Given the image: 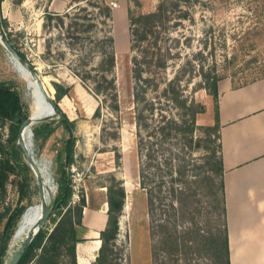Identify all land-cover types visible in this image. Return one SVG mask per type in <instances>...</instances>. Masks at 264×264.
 Returning a JSON list of instances; mask_svg holds the SVG:
<instances>
[{
    "label": "rangeland",
    "instance_id": "1",
    "mask_svg": "<svg viewBox=\"0 0 264 264\" xmlns=\"http://www.w3.org/2000/svg\"><path fill=\"white\" fill-rule=\"evenodd\" d=\"M14 1L16 0L0 1V15L6 21V26L0 31L15 49L27 57V62L37 71L42 82L47 81L53 90V83L72 89L69 97L57 102L69 121H75V162L68 171L73 190L71 204L75 201V205H79L84 200L85 206L81 210L84 218L90 210L99 208L106 202L108 188L123 183L125 202L122 216L118 220L119 237L107 251V264H225L223 237H210L211 233H220L222 236L223 230L221 193L217 183L214 182V187L207 189L211 191V196L207 195L205 198L203 195L206 189L203 171L210 165L217 167L219 135L216 101L201 74L221 80L230 79L233 86L264 78V0H190L187 5L181 6V12L171 16L167 29L161 33L164 40L160 45L171 49L167 75L172 78L180 66L192 70L191 74L187 73L181 80L184 97L195 103L192 105L193 116L186 118L188 121L194 120V126L190 132L182 134L185 140H181V135L178 141L167 140L162 149H166L163 155L170 165L168 169L163 165L161 167L166 172L172 170V173L179 168L185 169L184 182L189 187L191 196L186 205L172 209L169 206L170 196L165 192L164 204L160 206L155 199L149 215L145 192L139 187V155L132 104L134 55L130 47L128 21L125 27L122 20H117L116 31L111 30L115 66L109 77L112 76L115 80L120 107L119 112L115 113L108 107V101L101 103L102 96L96 99L88 93L71 71L82 69L80 64L83 57L88 63L92 62L94 66L97 64L98 53H90L87 48V34L78 33V40L70 39L73 36V29H70L73 20L65 19L63 25L55 17L48 21V11L44 13L40 7L35 9L48 0H39L37 4L27 0L31 7L27 11L21 5L15 6ZM137 1V6L128 1V8L132 9L134 16L154 11L161 0ZM90 2L96 3V0ZM79 8L87 10L81 14L82 17H94L97 13V10L87 6L86 1L75 0L69 7V15L75 17L79 14ZM48 13L61 16L66 12ZM183 15L186 18H182ZM92 32L96 34L98 30L93 29ZM187 63L190 65L186 67ZM192 76L194 77L191 78ZM0 83L11 84L20 96L23 110H28L29 98L25 85L32 87V81L1 45ZM44 89L46 90L45 86ZM36 98L37 115L41 112L44 100L39 96ZM53 100H56L55 91ZM99 106V118L93 117ZM163 109L164 115L176 121L179 120V114L183 113V110L176 109L172 103H166ZM10 133L11 124L0 122V138L3 142L11 138ZM63 135L61 130L47 138L39 135L36 139L34 135L33 146H28L42 177L52 176L55 187L53 199L58 188L57 161L59 158L63 161ZM206 147L214 153L204 159ZM153 149L156 156L158 147ZM160 152L162 153L161 150ZM160 152L156 158L158 163H162ZM173 155H178L182 160H176ZM22 159L28 171L18 169L14 175L9 176L6 192L0 201V235L4 233L12 217L22 209L26 212L22 220L24 213L13 223L3 264L10 257L11 247L20 243L28 234L18 238L25 224L31 222L32 225L40 215L38 208L34 219L28 217V208L35 204L38 206L39 189L23 153ZM152 172L151 187L157 198L158 172L156 169ZM23 176L26 180H23ZM163 180L168 190L171 177L164 174ZM206 194L209 193L206 191ZM44 201L50 206L51 199L46 190ZM83 208L86 214H82ZM46 225L48 229L53 226L48 222ZM201 230L205 233H201ZM185 233L189 235L186 237ZM60 261L62 264H70L67 256ZM28 264H36V259Z\"/></svg>",
    "mask_w": 264,
    "mask_h": 264
},
{
    "label": "trees",
    "instance_id": "2",
    "mask_svg": "<svg viewBox=\"0 0 264 264\" xmlns=\"http://www.w3.org/2000/svg\"><path fill=\"white\" fill-rule=\"evenodd\" d=\"M1 1V0H0ZM83 1V0H82ZM86 1L87 6L97 10L94 17L81 16L86 13L85 8H79L75 17L69 15L68 10L63 15H56L46 13L48 21H51L52 17H55L60 21V24H64V20H73V25L70 29H73V36L70 39L78 40V33L87 34L85 41H88L87 47L90 53H98L96 66L92 65V62L88 63L85 58H82L80 67L81 70L72 69L73 75L79 79L83 88L88 91L93 97L98 99L103 97L101 103L108 101V107L115 113L119 112V103L117 100V89L115 80L109 77V74L115 66V52H114V39L111 35L112 30V11L111 8L103 1L96 0V3ZM138 5L137 0H128ZM23 0H16L14 4L21 5ZM190 0H161L154 11L147 14H137L134 16L132 9H127L128 30L130 35V47L133 53V93L132 104L134 110V123L136 126V139L138 148L139 159V187L145 192L148 215L150 209L153 208V201L158 200L160 206L165 200V192L170 196L169 206L174 209L175 207L186 205V201L190 198V190L184 182L186 174L185 169L172 170L166 172L161 166L169 168V162L163 153L166 149H162L167 140L174 139L179 140L182 134L190 132L194 126V120H187L189 116H193V101L189 102L184 97V89L181 78L186 77L187 73L192 72L190 69H186L180 66L174 73L172 78L167 75L168 61L171 57V49L160 45L164 40L161 35L163 31L167 29L171 16L176 12H181V6L187 5ZM182 18H186L185 15ZM78 21H82L79 24ZM6 26V21L1 18L0 15V29L3 31ZM93 29H97L98 32L94 34ZM94 34V35H93ZM77 35V36H76ZM91 46V47H90ZM17 49V48H16ZM85 49V47H84ZM86 50V49H85ZM18 55L27 61V57L21 53L18 49ZM88 53V52H87ZM89 54V53H88ZM92 59V58H91ZM94 62V60L92 59ZM29 63V62H28ZM190 64L187 63L186 67ZM94 66V67H93ZM31 69L34 68L30 65ZM186 75V76H185ZM205 79V84L208 85L209 91L215 99L216 103V124L218 128V140H219V159L217 167H208L203 171V182L205 185L204 197L211 196L212 193L210 186L214 187V182L217 183L219 191L221 193V216L223 217V230L222 236L220 233L210 234V237H223L222 247L224 249L225 264H229V250L226 230V209H225V195L223 184V167L221 156V143L218 124V82L221 80L217 77H211L210 75L201 74ZM192 76L191 78H193ZM262 79V78H261ZM259 80V79H258ZM256 81V80H255ZM192 82H188V85ZM254 82V81H252ZM249 82V83H252ZM43 86L46 87L51 100H53V92L55 91V106L56 117L47 123H41L32 127L34 137L37 139L39 135H44L45 138L50 137L55 131L61 130L63 135V161L62 159L57 161L59 178L56 180L58 188L57 194L53 199L54 182L50 174L49 178H43L44 187L46 193L50 196V213L48 218V224H52V228L48 229V225L38 233L28 248L25 250L19 264H28L30 261L36 259V264H62L61 258L67 256L70 259V264H76L75 247L76 244L82 240L78 237L79 232L82 229V215L81 210L84 205V200L79 205L73 206L71 204V198L73 196V190L71 186V179L68 171L74 164L75 159V143L76 138L73 134L75 127V121H69L64 113L59 109L57 102L64 97L70 96L72 90L69 86H63L61 84L53 83L52 87L48 86L47 81L43 80ZM246 83V84H249ZM243 84L241 86H244ZM234 86V87H241ZM26 93L29 98L28 110H23L20 96L18 92L13 88L11 84L0 83V122L11 124V138L3 142L0 138V201L3 199L6 192V184L9 176L14 175L18 169L27 170L28 167L24 164L22 159V151L18 149L14 141L17 137V132L29 117L36 115L37 110V98L38 96L34 89L28 84L25 85ZM166 103H172L178 110H183L182 114H179V120L170 119L167 115H164L163 106ZM23 110V111H22ZM101 107H97L93 117L100 116ZM158 147V153L160 150L161 162H156L157 155L153 148ZM207 153L204 155L208 158L211 153L209 148H205ZM214 153V152H213ZM176 160H182L178 155H173ZM34 163L36 159L34 157ZM156 162V163H155ZM209 164V163H208ZM182 167V166H181ZM156 169L158 182L157 198L154 195L151 184L153 183L152 170ZM164 174L171 177V185L166 188L165 181L163 180ZM176 176V177H175ZM23 180L26 177L23 176ZM177 186V188L175 187ZM206 191L209 194H206ZM178 195V196H177ZM125 202V189L123 183L108 188L107 200L108 205V220L105 230L101 233V248L99 250L98 257L95 264H107L108 256L107 251L109 247L114 246L118 236V220L122 215ZM206 204H208L206 202ZM30 210L29 216L34 219L38 212L37 204L28 208ZM24 210H20L15 217H12L7 224V228L3 234L0 235V264H3V259L6 256L8 250V243L11 238L13 223L20 217ZM208 213V211H206ZM26 213V212H25ZM22 216L21 220L23 219ZM20 220V222H21ZM2 222V215H0V224ZM9 226V229H8ZM205 233L204 230L200 231ZM208 234V232H206ZM175 235V234H174ZM189 233H185L187 237ZM174 237V236H173Z\"/></svg>",
    "mask_w": 264,
    "mask_h": 264
},
{
    "label": "crops",
    "instance_id": "3",
    "mask_svg": "<svg viewBox=\"0 0 264 264\" xmlns=\"http://www.w3.org/2000/svg\"><path fill=\"white\" fill-rule=\"evenodd\" d=\"M28 1L21 4L26 11L31 10ZM38 1L32 0L36 4ZM74 1L48 0L35 9L62 14ZM103 1L108 6L118 5L111 9L112 31H116L117 20L126 27L128 1ZM217 106L229 264H264V78L241 87H234L230 79L219 81ZM107 212L104 202L82 218L76 264L96 263Z\"/></svg>",
    "mask_w": 264,
    "mask_h": 264
},
{
    "label": "water",
    "instance_id": "4",
    "mask_svg": "<svg viewBox=\"0 0 264 264\" xmlns=\"http://www.w3.org/2000/svg\"><path fill=\"white\" fill-rule=\"evenodd\" d=\"M0 45L4 48L7 55L11 56L15 63H17L18 66H20L26 73H28L32 79L36 82L38 89L47 97V101L49 102L50 109L47 111H41L39 114L29 117L21 126L20 132L17 138V141L14 143L16 147L20 148L23 156L28 164V166L33 168L34 170H37L32 155L26 146V144L23 141V137L21 136L22 133L27 129L29 130L30 134V144L33 146V131L30 129L31 126L45 123L52 121L56 115V106L54 101L50 100L48 93H46L44 86L42 85V82L40 81V78L38 76L37 71L34 69L32 70L29 63L22 59L19 55L17 50L12 46V44L4 37L3 33L0 31ZM32 171V170H31ZM38 189H39V202L41 204V215L37 219V221L32 226L30 232L25 236V238L18 244L13 245L12 252H10V257L7 259L5 264H19L22 255L24 254L25 250L28 248V246L31 244V242L34 240V238L38 235V233L45 227L46 223L48 222L49 218V205L45 203V201L42 198V182L37 181ZM52 203V201H51ZM50 203V204H51Z\"/></svg>",
    "mask_w": 264,
    "mask_h": 264
},
{
    "label": "bare ground",
    "instance_id": "5",
    "mask_svg": "<svg viewBox=\"0 0 264 264\" xmlns=\"http://www.w3.org/2000/svg\"><path fill=\"white\" fill-rule=\"evenodd\" d=\"M21 68V67H20ZM22 69V68H21ZM23 70V69H22ZM26 73V72H25ZM26 75L28 76V78L29 79H31V81H32V87H33V89H34V91L36 92V94L41 98V99H43L44 100V102H43V104H42V107H41V111H47V110H49L50 109V105H49V102L47 101V97L38 89V86H37V84H36V82L34 81V79H32V77L28 74V73H26ZM39 76V75H38ZM40 78V77H39ZM40 81L42 82V80H41V78H40ZM44 83L42 82V85H43ZM46 88V87H45ZM46 91V93H48V91H47V89L45 90ZM48 96H49V98H50V100H51V97H50V95H49V93H48ZM32 127L33 126H31L30 127V129H32ZM30 134H29V130H25L23 133H22V137H23V141H24V143L26 144V146L28 147V146H31V144H30V136H29ZM34 161V160H33ZM35 164V163H34ZM36 166V165H35ZM36 168H37V166H36ZM31 170H32V173H33V175L35 176V178H36V180L38 181V179H39V181H41L42 182V186H43V189H42V198H43V200H44V190H45V187H44V182H43V178H42V175L40 174V172L38 171V169L37 170H34L33 168H31ZM45 203H46V201H45ZM46 204H48V203H46ZM38 208H39V210H40V215H41V211H42V208H41V204H40V202H38ZM39 215V216H40ZM39 216H38V218H39ZM37 218V219H38ZM37 219H36V221H37ZM35 221V222H36ZM35 222H33V224L31 225V222H27L26 224H25V226H24V229L21 231V235H20V237H18L19 239L20 238H22V237H24L25 235H26V233H29L30 232V230H31V228H32V226L34 225V223ZM29 230V232H27ZM18 236V235H17Z\"/></svg>",
    "mask_w": 264,
    "mask_h": 264
},
{
    "label": "built area",
    "instance_id": "6",
    "mask_svg": "<svg viewBox=\"0 0 264 264\" xmlns=\"http://www.w3.org/2000/svg\"><path fill=\"white\" fill-rule=\"evenodd\" d=\"M117 6H118V5L115 4V3H110V5H109V7H110L111 9L117 8ZM72 171H74V170L72 169ZM77 200H78V202H79V199H78V198H77ZM72 204L75 205L76 202H75V201H72ZM85 212H86V210H85V208H83L82 214H85Z\"/></svg>",
    "mask_w": 264,
    "mask_h": 264
}]
</instances>
